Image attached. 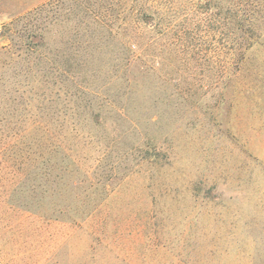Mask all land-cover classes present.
Returning a JSON list of instances; mask_svg holds the SVG:
<instances>
[{
	"label": "rangeland",
	"instance_id": "rangeland-1",
	"mask_svg": "<svg viewBox=\"0 0 264 264\" xmlns=\"http://www.w3.org/2000/svg\"><path fill=\"white\" fill-rule=\"evenodd\" d=\"M147 3L0 0V264H264V13L226 75Z\"/></svg>",
	"mask_w": 264,
	"mask_h": 264
},
{
	"label": "trees",
	"instance_id": "trees-1",
	"mask_svg": "<svg viewBox=\"0 0 264 264\" xmlns=\"http://www.w3.org/2000/svg\"><path fill=\"white\" fill-rule=\"evenodd\" d=\"M98 1L104 6L103 2L106 0ZM260 5L259 0H191V5L186 8V14H194L192 17L197 18L196 22L190 23L192 25L188 28L184 27L187 29L180 30L178 21L180 13L171 5L167 7L147 3L139 7L136 12L134 11L133 22L136 25L149 24L161 35L173 36L179 30L186 36L193 33L199 35L201 39L206 36L210 37L211 44L209 45L214 46L215 49L210 51L212 56L209 59L214 63L219 57L220 52L217 49L219 45L225 48L224 67L226 68L223 69V73L227 75L231 73L232 68L239 69L238 66L244 59L245 53L259 38L258 28L262 21L260 22L258 18L260 12L264 13V3ZM190 44H192L191 41ZM213 69L214 76H216L220 70L215 66ZM61 72L63 73L64 70L60 69ZM55 193L60 194L61 190ZM92 200H94L93 197Z\"/></svg>",
	"mask_w": 264,
	"mask_h": 264
}]
</instances>
